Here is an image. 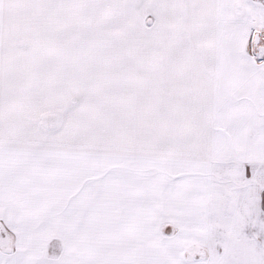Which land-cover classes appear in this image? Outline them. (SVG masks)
<instances>
[{
  "label": "snow or ice",
  "instance_id": "snow-or-ice-1",
  "mask_svg": "<svg viewBox=\"0 0 264 264\" xmlns=\"http://www.w3.org/2000/svg\"><path fill=\"white\" fill-rule=\"evenodd\" d=\"M0 264H264V0H0Z\"/></svg>",
  "mask_w": 264,
  "mask_h": 264
}]
</instances>
